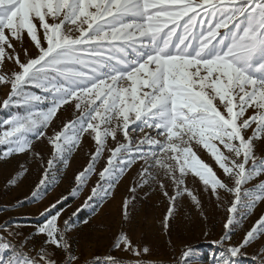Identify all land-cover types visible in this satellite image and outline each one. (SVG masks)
I'll list each match as a JSON object with an SVG mask.
<instances>
[{
	"label": "snow or ice",
	"instance_id": "obj_1",
	"mask_svg": "<svg viewBox=\"0 0 264 264\" xmlns=\"http://www.w3.org/2000/svg\"><path fill=\"white\" fill-rule=\"evenodd\" d=\"M25 32L37 52L33 56L25 49L22 61L13 40H22ZM5 60L18 70L0 74V84L10 86L3 107L25 108L4 121L7 127L0 134V144L8 146L5 156L30 150L29 134L43 137V129L60 108L75 101L79 116L49 141L54 156L67 164L64 158L81 136L92 135L96 149L89 165L75 177L78 187L95 170L107 139L116 141L120 134L125 142L108 149L107 165L99 173L101 179L107 178L109 188L119 173L142 160L146 165L142 177H151L149 168L156 167L172 180L177 191L170 201L183 192L199 206L197 196L180 187L191 171L213 194L221 188L235 197L227 209L225 235L217 242L223 251L216 264H234L233 258L243 248L264 238L261 215L238 244L225 243L240 224L238 208L251 212L257 202L264 201V181L256 191L243 189L241 197L243 185L264 175V158L255 154V141L264 139V0H0V65ZM29 85L48 95L26 91ZM45 101L49 106L41 109ZM137 122L156 130L162 139L145 134L133 145L129 131ZM249 129L251 134L246 135ZM145 144L148 151L143 150ZM194 146L211 154L234 181L233 187L217 177ZM52 165L49 160L48 168ZM47 182L48 169L36 189ZM160 187H165L163 182ZM109 194L98 184L88 201ZM36 195L38 191L33 192ZM128 203L125 199V219ZM54 208L56 204L45 211ZM248 212L239 214L243 217ZM172 213L169 207L165 227ZM60 215L56 212L36 231L46 236V244L66 253L64 264H77L67 239L71 225L65 220L61 227ZM26 243H13L0 235V253H11L7 260L0 256V264H56L44 248L36 257L30 255L24 250ZM121 246L136 257L149 252L147 247L134 246L124 234L115 243L116 248ZM259 251L256 264H264V247ZM189 255V250L182 253L185 262ZM103 264L121 261L108 256ZM135 264L144 261L138 259Z\"/></svg>",
	"mask_w": 264,
	"mask_h": 264
},
{
	"label": "rangeland",
	"instance_id": "obj_2",
	"mask_svg": "<svg viewBox=\"0 0 264 264\" xmlns=\"http://www.w3.org/2000/svg\"><path fill=\"white\" fill-rule=\"evenodd\" d=\"M37 29L38 34H42L38 23ZM13 44L22 61L25 59V49L33 56L37 52L26 32L22 40H13ZM130 58H135L134 54L130 53ZM16 70L17 66L9 60L0 65V74ZM25 90L41 96L48 95L32 85L26 86ZM9 92L10 86L0 84V134L7 127L4 121L25 112L23 106L3 107L2 102ZM48 106L47 101L39 105L41 109ZM78 116L75 101L65 104L47 128L43 129L45 132L43 137L37 138L34 134H29L31 149L23 153L5 156L8 146L0 144V235L8 236L17 244L27 241L24 250L33 257L44 248L56 264H64L66 253L62 249L46 244V236L36 231L52 215L61 212L58 223L63 227L64 221L68 220L71 225L67 231V239L72 253L78 257L77 264H96L97 258L98 264H101L108 256L123 261L135 262L139 259L144 261V264H177L178 261L180 264H216L220 252L223 251V246L217 242L225 235L224 223L229 215L227 209L235 198L234 194L221 188L213 194L210 186L204 185L199 177L188 171L184 176V184L180 187L181 190L184 187L190 189L197 196L199 206L183 192L175 201H170L169 198L176 196L177 191L172 180L162 169L156 167L149 168L151 177H142L141 172L146 167L142 160H136L131 167L119 173L112 181L113 186L109 188L107 178L101 179L99 173L107 165L110 154L108 149L114 148L117 143L125 142L120 134L116 141L111 137L107 139L105 151L95 161V170L88 175L87 182L78 187L75 177L89 165L96 149L92 135L85 133L81 136L80 142L65 156L67 164L54 156L53 146L49 141L55 132L61 131L66 123ZM145 134L162 139L156 134V130L148 129L140 122L131 126L129 131L133 145L143 139ZM250 134L251 129L246 135ZM220 148L226 155H230L222 145ZM143 150L148 151L149 146L143 145ZM193 150L213 169L219 179L229 187L234 186V181L226 176L206 149L194 146ZM255 154L258 158H264V139L255 141ZM49 160H53L50 169ZM46 169L48 182L37 190L36 185ZM13 179L15 182L9 183ZM143 179H147V182L143 183ZM261 181H264V175L243 185L242 200L243 189L256 191V186ZM160 182L165 185L163 189ZM98 184L110 194L103 199L97 196L88 201V197L92 196V189ZM132 189L135 191H131ZM34 191H38V195L33 196ZM165 191L168 192V196L164 195ZM125 199L129 202L127 219L124 217ZM86 201L87 206L82 207ZM53 204H56V208L46 212L45 209ZM169 207L173 208V213L168 219V226L165 227L164 221ZM77 209L81 210L77 212ZM74 212H77L76 216L72 215ZM243 212L248 210L242 206L238 208L236 219L240 220V224L229 233L231 240L225 243L235 245L242 240L246 231L264 215V201L257 202L251 212L241 217L239 213ZM85 220L87 223H84ZM121 234L126 235L134 246L140 249L147 247L149 252L136 257L131 251L124 250L123 246L116 248L115 243ZM262 247L264 238H259L233 258L234 264H256ZM185 250L190 252L186 262L182 257ZM10 255V252L0 253L4 260Z\"/></svg>",
	"mask_w": 264,
	"mask_h": 264
},
{
	"label": "trees",
	"instance_id": "obj_3",
	"mask_svg": "<svg viewBox=\"0 0 264 264\" xmlns=\"http://www.w3.org/2000/svg\"><path fill=\"white\" fill-rule=\"evenodd\" d=\"M119 261H121V264H135L134 261H123V260H119ZM101 264H103V262Z\"/></svg>",
	"mask_w": 264,
	"mask_h": 264
}]
</instances>
